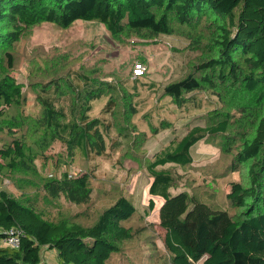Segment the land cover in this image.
Listing matches in <instances>:
<instances>
[{
    "label": "trees",
    "instance_id": "trees-1",
    "mask_svg": "<svg viewBox=\"0 0 264 264\" xmlns=\"http://www.w3.org/2000/svg\"><path fill=\"white\" fill-rule=\"evenodd\" d=\"M78 20L99 21L115 37L133 33L152 38L173 33L174 24L187 26L190 43L198 47L208 35L206 54L184 77L168 82L164 93L183 106L196 102L191 93L209 91L223 98L225 91L236 98L229 106L239 114L219 112L215 122L193 125L150 157L149 210L155 208L156 197L163 199L158 215L171 264H264V0H0V118L27 101L23 84L13 74L15 49L24 33L44 22L67 28ZM198 27L205 31L199 34L202 39L194 37ZM69 73L77 80L70 85L69 111L60 103L58 80L39 82L42 109L36 123L70 150L104 154L111 124L89 112L92 101L106 91L83 72ZM112 104L109 99L107 109ZM20 117L10 124L19 123ZM215 137L230 143L233 169L247 167L249 183L231 182L228 208L209 205L187 190L175 192L180 175L159 168L188 166L193 146ZM0 157L11 171L31 168L21 137L0 146ZM90 180L88 172L65 171L48 179L44 189L52 198L64 195L74 204H87L93 192ZM136 213L134 202L120 195L90 224L71 218L49 220L31 201L1 190L0 264H44V247L56 250L61 264H110L121 244L141 230L126 224ZM15 227L23 230L19 247L2 245L6 232Z\"/></svg>",
    "mask_w": 264,
    "mask_h": 264
},
{
    "label": "rangeland",
    "instance_id": "rangeland-1",
    "mask_svg": "<svg viewBox=\"0 0 264 264\" xmlns=\"http://www.w3.org/2000/svg\"><path fill=\"white\" fill-rule=\"evenodd\" d=\"M174 29L173 33L152 38L133 33L115 37L99 21L78 20L67 28L44 22L29 28L15 49L13 74L23 84L27 101L0 118V146L14 137L24 139L31 168L11 171L8 161L0 157V191L31 201L49 220L71 218L84 224L94 222L120 195L128 196L137 213L126 224L141 230L121 244L110 264H171L166 230L158 215L163 199L156 197L155 208L149 210V159L172 139L184 136L193 125L215 122L219 112L230 109V102L237 101L225 91L223 98L213 92L197 91L191 93L196 102L179 106L164 93V86L188 74L210 44L208 35L200 47L190 43L192 32L187 26L174 24ZM195 32L194 37L201 39L199 34L205 33L200 27ZM139 62L146 70L136 78L134 67ZM70 70L89 75L106 91L92 101L89 112L91 117L111 124L104 154L91 152L86 156L79 147L70 150L36 123L42 109L37 97L39 82L58 80L60 103L69 111L73 95L70 85L77 84ZM107 82L111 87L105 85ZM109 99L113 104L107 109ZM134 107L136 112H132ZM238 112L231 110L232 114ZM15 117H20V122L11 125ZM229 147L225 137L203 139L193 146V162L188 166L166 164L159 168H171L180 175L175 192L187 190L209 205L228 208L231 182L249 183L246 166L233 169L234 156ZM65 171L91 175L93 192L89 203L77 205L64 195L52 198L46 193L45 182ZM196 264H202V260Z\"/></svg>",
    "mask_w": 264,
    "mask_h": 264
},
{
    "label": "built area",
    "instance_id": "built-area-1",
    "mask_svg": "<svg viewBox=\"0 0 264 264\" xmlns=\"http://www.w3.org/2000/svg\"><path fill=\"white\" fill-rule=\"evenodd\" d=\"M146 67L142 62L136 63L134 67V77H141L145 73ZM23 230L15 227L6 232L1 240L2 245H9L12 247H19Z\"/></svg>",
    "mask_w": 264,
    "mask_h": 264
},
{
    "label": "crops",
    "instance_id": "crops-1",
    "mask_svg": "<svg viewBox=\"0 0 264 264\" xmlns=\"http://www.w3.org/2000/svg\"><path fill=\"white\" fill-rule=\"evenodd\" d=\"M42 260L44 264H61L58 259L57 251L54 249H49L47 247H44L42 249Z\"/></svg>",
    "mask_w": 264,
    "mask_h": 264
}]
</instances>
